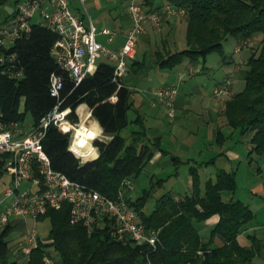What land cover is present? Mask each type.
Here are the masks:
<instances>
[{"label":"trees","instance_id":"trees-1","mask_svg":"<svg viewBox=\"0 0 264 264\" xmlns=\"http://www.w3.org/2000/svg\"><path fill=\"white\" fill-rule=\"evenodd\" d=\"M144 4L149 9H159L148 0ZM167 4L187 10L186 48L166 55L157 53L155 61L162 68L173 69L185 61L196 65L213 53L225 60L224 43L229 38L235 39L242 50L261 35L259 46H252L254 51L241 71L245 87L225 103L223 116L233 130L251 134V160L264 156V0H167ZM57 40L54 31L36 25L29 36L17 40L8 51L0 48V54L16 56L18 71L23 73L21 80L11 79L1 74L0 68V110L7 121L24 123L30 114L32 123L37 124L55 107L70 108V119L78 122L77 109L87 105L104 134L112 139L97 142L99 157L81 164L69 150V135L50 126L43 145L53 169L110 199L123 194L141 222L158 231V241L155 251L147 245L122 242L109 225L89 234L82 224L72 222L70 206L65 204L59 210L49 209L38 219L50 221L49 242L38 237L39 247L32 253L30 264H43L45 254L52 255L58 264H141L147 256L154 264H257L255 260L264 250L262 241L249 235L247 244L240 242L256 218L254 211L240 200H223L224 193L236 194L233 173L219 170L215 179L206 182L203 192L199 169L193 167L190 194L179 199L171 192L155 197V186L163 182L158 181L133 198L125 181L140 175L152 155L151 149L159 147L158 143H149L139 117L129 121L133 92L116 78L114 65L99 61L95 72L77 85L51 55ZM53 74L63 79L59 96L51 94ZM131 123L138 129L127 140L122 132ZM173 161L176 166L181 164L179 158ZM153 199L154 207L148 213L147 206ZM201 223L213 226L211 239L201 236L196 227ZM10 232L8 226L0 237L2 264H9L5 259L10 247L4 239ZM216 237L223 242L213 247Z\"/></svg>","mask_w":264,"mask_h":264},{"label":"built area","instance_id":"built-area-1","mask_svg":"<svg viewBox=\"0 0 264 264\" xmlns=\"http://www.w3.org/2000/svg\"><path fill=\"white\" fill-rule=\"evenodd\" d=\"M79 1L85 5L86 0ZM126 1L131 28L119 51L98 41V36L102 35L111 43L116 33L109 28L99 30L89 15L76 14L69 0H15L13 15L0 24V48L8 51L17 40L29 36L34 26L39 25L58 35L51 55L75 84L78 85L87 75L93 74L101 60L112 63L116 78L123 80L129 74V62L136 58L145 26L149 24L158 28L166 20L184 18L188 14L186 9L171 4L154 10L147 8L144 0ZM240 51L239 47L235 50L236 53ZM15 62V55L1 53V74L21 80L23 73L18 71ZM232 80L233 75H230L217 85L214 96L219 99L231 98ZM62 86V77L53 74L52 96H59ZM179 94L177 86H164L154 92L156 101L166 108L170 120L176 116ZM70 114V108L61 110L55 107L37 124L26 129L25 122L7 121L0 110V186L4 188L3 193L0 192V234L13 217L37 221L49 209L59 210L68 204L72 222L82 224L89 234L97 228L106 227L108 221L112 220L117 226L119 241L147 245L155 251L158 231L148 229L141 222L136 209L127 203L122 194L117 199H110L53 169L43 145L50 126L60 128L69 135V150L81 164L99 157L97 142H109L112 139L97 130L89 119L75 122L70 119ZM125 185L131 190L134 187L130 180L125 181ZM38 247L37 230L27 228L24 240L18 245L19 252L30 259ZM43 264L58 263L52 255L45 254ZM141 264L154 263L147 256Z\"/></svg>","mask_w":264,"mask_h":264},{"label":"crops","instance_id":"crops-1","mask_svg":"<svg viewBox=\"0 0 264 264\" xmlns=\"http://www.w3.org/2000/svg\"><path fill=\"white\" fill-rule=\"evenodd\" d=\"M148 1L153 7H162L156 6L154 0ZM14 10L15 0H8L4 4L0 3V24L5 18L12 16ZM95 26L98 27L99 30L109 28L116 33V37L111 43H109L107 38L102 35L98 36V41L112 50L119 51L124 45L126 35L131 28V22L125 8L121 15L112 19L110 26L99 27L96 24ZM160 27L162 34L173 38L172 47L174 48L177 45L176 39L178 36L184 35V45L186 48V24L182 21V19L171 18L166 20ZM154 32L155 28L151 25L147 24L145 26V33L139 40L136 58L129 62V74L123 78L125 85L133 92V94L137 91L136 86L146 81L151 72H155L156 77L162 81L158 87H151L145 90L143 95L139 97L138 101L132 97L133 105L129 111L134 112L135 118L129 121L134 122L139 117L141 123L143 124L147 138L149 139V143L156 141L159 146L151 149L152 155L149 161L144 166L140 175L132 180V184L134 185L132 191L136 189V184L133 181L138 180V178L142 175H146L150 180L151 187L158 181H163L159 185L155 186L156 192L161 191L160 195L167 192L174 194V191H171L170 189H165L163 192L161 189H164L166 184L168 186L171 183L170 185L173 186L174 181H176V178L179 176V169L182 165L190 166L189 177L190 169L193 167H198L200 176L202 175V171H204V169H211L210 179H215L216 173L219 170L231 172L236 177L239 171H241V166H244L245 168L249 167L253 170V166L257 165L256 171L258 173L262 172L263 170L259 159H262L264 156L255 157L253 160L249 158V151L251 149V134H242L240 131L233 130L227 126L226 121L223 120L225 102L227 101L224 102L214 96V89L216 86L223 83L230 75H233V94L239 93L244 89L245 83L242 78L241 71L243 70L242 66L245 65L246 61L234 63L235 60L233 55L229 53L227 54L225 51L227 59L224 60L221 58V61L218 63V66L220 65V68H222V75L224 77L215 81H212L210 77L212 68L204 66L203 70L198 72V70L194 68V64H191L188 61L182 63V65L187 63V66L184 68H179L181 64L173 69L162 68L156 64L155 56L153 60L152 55L156 51L151 52L145 47V42H148L149 39L152 40L151 38L156 37L153 36ZM151 43L153 44L154 42ZM236 49L237 47L234 49V52ZM168 52L176 53L180 51L171 49L163 54L166 55ZM207 58L205 62L203 61V64L207 63ZM248 58L246 60H248ZM231 63H234L235 66H237L232 68L230 66ZM206 75L207 77H205ZM237 77L239 80L236 82ZM134 80H136L135 86H130ZM164 86H177L179 88L180 94L176 103L177 114L174 120L168 119L165 107L156 101L154 97L155 90ZM77 115L80 121L89 119L90 123L93 124L97 130L103 131L97 120L92 117V110L89 109L87 105H81L77 109ZM130 125L135 128L132 132L138 129L135 123H131ZM230 129H232L233 132H230ZM236 132H239L241 136L249 137L248 144H245L246 146H241L244 142L239 139H237V141L239 140L238 142L234 141L233 136ZM122 136L124 135L122 134ZM124 137L127 140H130V135L128 137ZM174 157L179 158L181 164L176 166L173 161ZM189 186V192H191L190 178ZM2 187L3 186H0V188ZM262 190L263 189H261V191ZM253 194L256 195L255 193ZM174 195L177 199L182 197L181 195ZM231 198L234 199V196ZM29 220L33 219L24 221L20 218L13 217L5 228L6 230L9 226L11 229L10 234L4 239L5 242H8L10 247V251L5 259V261L9 264H30V259L24 257L18 250L19 243L24 240L25 230L29 228L27 227ZM18 230L22 233V240L19 241L17 245H13V240H9V237L12 233ZM248 230L241 235L240 239L245 236ZM4 231L0 234V237ZM42 240L46 243L49 242L48 239ZM0 264H2L1 260Z\"/></svg>","mask_w":264,"mask_h":264},{"label":"rangeland","instance_id":"rangeland-1","mask_svg":"<svg viewBox=\"0 0 264 264\" xmlns=\"http://www.w3.org/2000/svg\"><path fill=\"white\" fill-rule=\"evenodd\" d=\"M70 1V6L71 9L78 15L80 16H85L92 19V21L98 25L99 27L103 26H110L112 23V19L116 18L118 15H121L124 12V9L127 6V1L126 0H86L85 5L81 4L79 0H69ZM154 3L156 6H164L167 4V0H154ZM182 21H186V17L184 18H179ZM186 24V23H185ZM98 28V27H97ZM154 28V27H153ZM99 29V28H98ZM161 27L155 28V34L153 33V37L151 38L152 40H148V42H145V47L149 49L151 52L156 51L157 53H165L168 50L175 49L176 51H181L185 49L184 45V35L183 36H178L176 39L177 45L174 47L173 46V38L167 37L165 34H162L160 31ZM260 38L255 39L251 43V47L249 46H243V50L239 52H234V49L237 47H240V44L233 38H229L225 43V51L228 54H232L234 57L235 62L234 63H239L243 61H247L246 59L251 56V52L254 51V48H257L260 43L261 35H259ZM151 42H154L153 44ZM139 45V43H138ZM252 46L254 47L252 49ZM153 53V60L154 56L156 59L157 53ZM221 61V57L216 54H210L207 58V63L203 64V61L201 60L200 63H197L194 65V68L198 70V72L202 71L204 66H208L212 68V73L210 74L211 80L215 81L218 79L223 78L224 76L222 75V68H220V65L218 66V63ZM185 63V62H184ZM231 63V67L235 68V64ZM187 66V63L185 65H180L179 68H184ZM243 70L246 68L245 65L242 66ZM203 76V75H201ZM207 77V75L205 76ZM238 77L236 78L237 82ZM136 80H134L130 86L134 85ZM162 81H160L156 77L155 72H151L149 75V78L144 81L143 83L139 84L136 86L137 91L134 92L133 97L136 101L139 100V97L143 95L144 91L147 90L148 88L151 87H158ZM133 86V88H134ZM135 89V88H134ZM231 98L227 99H221L224 102L230 100ZM226 103V102H225ZM166 109V108H165ZM175 113L177 114V107ZM166 114L168 117V113L166 110ZM129 120H133L135 118V114L133 111H129L128 113ZM176 118V116H175ZM174 118V119H175ZM170 120V118L168 117ZM173 119V120H174ZM226 121V119H223ZM165 122V121H164ZM32 123V116L30 114L27 115L26 122H25V128H29ZM135 128L133 126H129L127 129L124 130L122 133L124 136L128 137L132 130ZM187 130V129H184ZM230 132H233L232 129H230ZM228 134V133H227ZM234 141L238 142L241 140L244 142L243 145L241 146H246L248 144V136H241L239 132H236L234 134ZM169 138V137H168ZM237 139H239L237 141ZM246 144V145H245ZM240 146V144H239ZM260 165L262 166V172L258 173L256 170L257 165L253 166V170L250 169L249 167L245 168L244 166H241V171L237 174L236 181H237V191L236 194L234 195L235 200H240L244 202L246 205H249L250 208L254 211L256 218L255 220L250 224L248 232L243 236V238L240 239L241 244H247V237L249 235H256L263 243L264 245V157L262 159H259ZM244 167V169H243ZM189 168L190 166L188 165H182L179 169V176L176 178V181H174L173 186L172 185H165L166 187L162 190H171L174 191V194L176 195H181L185 196L188 195L190 192V186H189ZM211 169L202 171L201 175V188L204 192L205 189V184L206 182L211 178L210 176ZM172 181V180H171ZM136 184V189L133 191V198L136 199L137 197H140L143 193L144 190L151 189L150 185V180L146 175H142L138 178V180H134ZM0 192L3 193L4 188H0ZM261 189H263L261 191ZM161 192V191H160ZM160 192H154L155 197H158L160 195ZM255 193L256 195H254ZM121 195V194H120ZM123 195V194H122ZM233 195L229 193H224L223 194V200L225 202H228L231 200V197ZM154 207V199L149 203L147 206L146 212H151ZM107 225L110 226L111 231H113V235L119 239V236L117 235V226L116 224L111 220L108 221ZM27 227L29 228H35L37 230V233L41 239H48L49 238V233L51 229V224L48 219H44L41 221H35V220H29L27 223ZM197 229L199 230L201 236L207 240L211 239V233L213 226L208 225L206 223H201V224H196ZM21 231H15L12 233L9 237V240H13L12 244L17 245L19 241L22 240L21 238ZM127 242V241H126ZM129 242V241H128ZM222 239L220 237H216L214 239L213 247H218L222 244ZM54 255V253H53ZM55 256V255H54ZM255 263L257 264H264V250L262 253V256L257 258L255 260Z\"/></svg>","mask_w":264,"mask_h":264}]
</instances>
